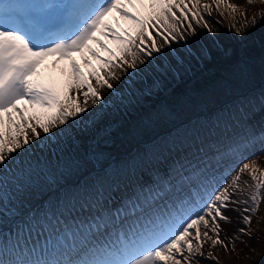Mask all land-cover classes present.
<instances>
[{"label":"snow or ice","instance_id":"6c2138e0","mask_svg":"<svg viewBox=\"0 0 264 264\" xmlns=\"http://www.w3.org/2000/svg\"><path fill=\"white\" fill-rule=\"evenodd\" d=\"M190 2L191 7L189 0H4L0 4V166L33 140L39 142L37 129L46 138L53 129L87 112L89 101L100 103L104 99L100 89L114 90L110 81L119 80L116 69L137 68L135 49L148 57L160 53L150 28L170 46L183 38L177 25L188 21L189 15L200 24V0ZM221 2L216 0L217 8ZM202 8L212 13V4ZM187 29L195 35L191 21ZM109 36L114 46L106 41ZM75 52L81 54L87 71L74 58ZM49 57H56L52 67L70 61L71 72L63 87L41 68ZM259 135L264 137V131ZM236 143L226 134L211 150V159L194 157L195 162L180 163L181 170L172 176L177 177L175 187L165 172L159 183L133 188L126 201L112 205L97 200L80 202L72 212L56 211L68 194L37 204L16 224L19 231L13 236L5 237L0 230V264H200L202 259L219 264L214 250L219 246L235 253L238 240L244 243L242 237L251 238L253 218L264 199L260 194L264 172L255 156L251 163L234 169V175H217ZM258 155L264 156V150ZM248 171L255 181L256 191L250 197L254 206L233 198L241 192L238 181ZM38 175L49 186L59 187L63 171L57 168ZM168 192L174 195L161 206ZM230 210L240 213L239 223L244 226L232 237L222 238L224 224L232 223ZM25 229L31 243L22 246L18 237Z\"/></svg>","mask_w":264,"mask_h":264},{"label":"rangeland","instance_id":"374dc122","mask_svg":"<svg viewBox=\"0 0 264 264\" xmlns=\"http://www.w3.org/2000/svg\"><path fill=\"white\" fill-rule=\"evenodd\" d=\"M205 3L212 4L210 15L203 11L202 5ZM229 4L236 5V9L229 8ZM191 6L189 0V7ZM199 11L203 17L200 24H197L191 15L188 16V21H191L192 27L196 29L195 35L187 29L188 21H185L183 25L178 24L177 27L181 29L183 38L172 41L170 46L165 44L162 36L150 28L149 31L155 38L156 45L162 48L160 53L154 52L152 57H148L139 48L135 49L137 68L125 66L126 70L116 69L119 80L110 81L115 86L114 90H109L107 87L100 89L104 97L100 103L91 105L89 101L90 107L87 112L74 121H69L67 125L53 129L46 138L42 130L37 129L41 131V140L39 142L33 140L31 145L18 150L14 154V159H9L7 163L0 166V204H2L0 213L3 215L0 230L3 236L14 235V233L11 234L14 230L12 227H15L14 219L26 211L9 206L8 195L11 190L10 185L7 188L2 182L5 175L18 172L22 176L19 179L23 185L21 189L32 184L31 180L44 182L42 175L33 172L31 167L40 166V168L44 167L43 170L41 168L42 171H55V167L52 169L45 165L53 154L57 155L64 164V167L60 168L62 171L67 169V164L68 168L70 166L73 168L85 155L88 158L87 164L100 162L106 163L105 167L112 166L111 161L116 156H112L111 160L109 155L115 150L116 144L122 142V144H129L132 138H137V135L145 137L147 134L144 130L155 128L159 123L164 125L173 119L176 121L175 119L180 116L190 117L209 108H220L234 96L245 94L264 83V0H251V2L250 0H222L219 8L216 7V0H200ZM177 16H180L179 11ZM205 22L207 27L204 26ZM120 24L125 26L123 21ZM237 30L240 32L239 35ZM105 39L110 46H114L111 43V36ZM148 45L151 46L150 40ZM78 53H73V56L87 71L81 54ZM55 59L56 57H49L41 68L48 79L63 87L71 72L70 61L62 60L56 67H52V61ZM142 60L146 63H140ZM93 63H96L95 59ZM93 84H95L94 80ZM80 103L83 104L82 96H80ZM29 135L31 138L32 134L29 133ZM262 147L263 149L257 153H253L254 151L243 153L231 171L218 168L217 175L222 173L223 176H228L230 172L235 174L233 170L239 166L240 162L251 163L250 158L254 156L260 172H264V161L258 157V153L264 150V145L260 148ZM137 149L140 148L137 147ZM60 153L61 156H59ZM61 157L66 158V162L62 161ZM73 159L76 161H72ZM16 161L21 167H16ZM178 171H180L179 168L175 169L169 178L175 176ZM161 176L164 175L161 174ZM102 178L104 179L101 182V191L91 195L89 200L83 199V202L94 203L99 200L112 205L114 201L119 203L127 200L126 192L123 196L115 194L114 191L108 193L109 186L106 185L105 176ZM171 179L175 185L177 177ZM241 179L243 188L234 197L240 201L248 200L247 206H254L250 197L256 189L250 171L243 173ZM154 181L160 182V180ZM141 186L147 189L153 185L151 180H148L141 185L138 184L136 188ZM132 189H129V193ZM43 191L41 190L42 194L45 193ZM28 193L30 197H34V202L28 200L26 205L32 203L31 208H35L41 203L40 199L43 196L42 194L33 195L30 188ZM260 194L264 197V189L260 190ZM169 198L171 196L168 192L161 198V206L163 201ZM69 203L67 210L72 209L69 211L72 212L75 206L73 202ZM240 207L245 205L241 204ZM231 212L232 223L226 224L222 238L232 237L236 229L244 226L239 223L240 213ZM251 232L250 239L242 237L244 243H240L239 240L236 242L235 253H226L217 246L214 251L219 257V264H264V199L261 200L259 211L254 215ZM18 239L22 246L31 243L29 238ZM208 250L209 245L206 244L205 252ZM200 264H217V261L202 259Z\"/></svg>","mask_w":264,"mask_h":264},{"label":"trees","instance_id":"16d2710c","mask_svg":"<svg viewBox=\"0 0 264 264\" xmlns=\"http://www.w3.org/2000/svg\"><path fill=\"white\" fill-rule=\"evenodd\" d=\"M262 97H264V83L245 94L234 96L220 108H209L190 117L180 116L175 119L176 121L173 119L164 125L159 123L155 128L144 130L147 134L145 137L137 135V138H132L129 144H122L123 142L116 144L115 150L109 155L111 160L112 156H116L111 161L112 166L105 167L106 163L100 162L87 164L88 158L84 154L82 161H78L79 163L77 162L73 168L71 166L68 168L67 164V169L59 179V187L56 184L49 186L45 182L31 180L32 184L21 189L23 185L19 179L22 176L18 172L5 175L2 182L7 188L10 185L11 190L8 195L9 206L21 211L26 210L23 215L14 219L15 227H12L14 230L11 234L18 232L16 224L20 223L33 207L32 203L26 205L28 200L34 202V197H30L28 193L29 188L33 195L42 194L41 190H44L45 195L40 200L46 203L54 202L58 197L63 199L68 194L67 199L55 209L58 212H66L69 202L75 205L77 200H89L91 195L99 193L103 176L106 185L109 186L108 193L116 189L122 194L124 191L136 188L138 184L141 185L142 180L148 178L152 181L161 180L163 177L161 174L174 173L175 169H180V163L186 164L188 160L195 162L194 157L200 159L207 156L211 159V150L218 147V142H222L226 134L231 135L237 142L224 166L230 164L241 153L255 150L264 144V137L259 135L264 131ZM61 158L66 162V158ZM43 160L45 164V158ZM107 160L109 161L108 157ZM45 165L49 168L55 167V170L64 167L59 157L54 154L48 158ZM16 167H21L18 162ZM16 167L14 166L15 169ZM31 168L33 172L41 174L44 167H41L42 170L40 166ZM15 179L17 180L14 181ZM1 218L3 215L0 213V223ZM21 237L29 238L26 229L20 231L18 238Z\"/></svg>","mask_w":264,"mask_h":264},{"label":"bare ground","instance_id":"6f19581e","mask_svg":"<svg viewBox=\"0 0 264 264\" xmlns=\"http://www.w3.org/2000/svg\"><path fill=\"white\" fill-rule=\"evenodd\" d=\"M2 2H3V0L2 1H0V4H2ZM4 3V2H3ZM77 53V52H76ZM79 54V53H78ZM61 63V62H60ZM49 64V63H48ZM258 157L260 158V159H262L263 161H264V156H261V155H258ZM232 174H234V173H232ZM243 175V174H242ZM230 212H231V210L230 211H228L227 212V214L230 216ZM232 213V212H231ZM226 228V224H224V229Z\"/></svg>","mask_w":264,"mask_h":264}]
</instances>
